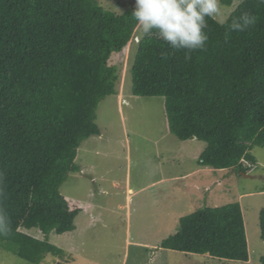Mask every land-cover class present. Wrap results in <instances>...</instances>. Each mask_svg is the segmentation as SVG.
<instances>
[{"label":"trees","instance_id":"obj_1","mask_svg":"<svg viewBox=\"0 0 264 264\" xmlns=\"http://www.w3.org/2000/svg\"><path fill=\"white\" fill-rule=\"evenodd\" d=\"M130 10L117 15L95 0H0V206L12 225L0 249L26 264L62 258L50 236L75 231L80 209L69 208L60 188L80 171V144L99 136V104L118 95L122 66L109 62L136 38ZM244 12L256 23L226 40L227 23ZM207 31L205 49L190 59L156 35L137 37L131 93L164 98L169 133L206 144L199 167L244 173L253 148H264V4L239 0L225 25L209 20ZM260 229L264 240V212ZM161 248L214 264L248 262L240 206L182 217Z\"/></svg>","mask_w":264,"mask_h":264},{"label":"rangeland","instance_id":"obj_2","mask_svg":"<svg viewBox=\"0 0 264 264\" xmlns=\"http://www.w3.org/2000/svg\"><path fill=\"white\" fill-rule=\"evenodd\" d=\"M95 1L117 15L131 7L130 0ZM238 2L222 5L225 20ZM135 37H140L138 28ZM135 39L122 57L110 59L122 66L118 95L99 104V136L80 144L75 161L80 171L60 188L69 208L80 209L75 231L52 234L50 243L62 250V258L46 254L40 264H214L208 255L166 250L161 243L177 233L182 217L233 203L241 209L249 260L229 264H260L264 148H253L255 163L247 162L244 173L199 167L206 144L169 133L164 98L132 95L128 70ZM127 188L140 191L130 196L128 210ZM0 264L26 262L0 249Z\"/></svg>","mask_w":264,"mask_h":264},{"label":"clouds","instance_id":"obj_3","mask_svg":"<svg viewBox=\"0 0 264 264\" xmlns=\"http://www.w3.org/2000/svg\"><path fill=\"white\" fill-rule=\"evenodd\" d=\"M264 4V0H260ZM130 15L136 21L141 38L156 35L170 49L185 51L186 58L196 51H203L209 40L208 22L225 25L221 0H130ZM256 23L248 12L227 23L225 39L232 32H244ZM135 41H137L135 39ZM3 177L0 176V194ZM11 221L0 206V234L11 231Z\"/></svg>","mask_w":264,"mask_h":264},{"label":"crops","instance_id":"obj_4","mask_svg":"<svg viewBox=\"0 0 264 264\" xmlns=\"http://www.w3.org/2000/svg\"><path fill=\"white\" fill-rule=\"evenodd\" d=\"M119 97V96H117ZM119 99V98H118ZM127 179V178H126ZM143 190V189H142ZM138 192H140L139 190H136V192H133V190H131L130 188H127V192H126V202H125V208L128 210L129 208V204H130V196H132V194H137ZM74 209V208H72Z\"/></svg>","mask_w":264,"mask_h":264}]
</instances>
